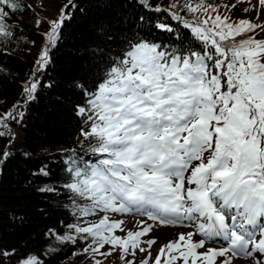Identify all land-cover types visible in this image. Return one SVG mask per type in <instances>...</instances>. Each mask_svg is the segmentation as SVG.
Returning a JSON list of instances; mask_svg holds the SVG:
<instances>
[{"label": "snow or ice", "instance_id": "snow-or-ice-1", "mask_svg": "<svg viewBox=\"0 0 264 264\" xmlns=\"http://www.w3.org/2000/svg\"><path fill=\"white\" fill-rule=\"evenodd\" d=\"M135 3L148 7L145 0ZM258 4L264 8V0ZM26 7L21 0H0V36L15 32L8 21ZM221 7L227 6L209 3L203 11L219 12ZM176 8L194 14L201 4L152 10L167 12L189 29L200 50H173L150 39L126 37L116 55L107 57L91 90L76 85L84 102L74 104L73 112L81 120L80 135L97 158L71 169L74 180L66 187L87 201L77 212L82 219L105 215L98 224L84 220L88 226L70 225L77 235L62 239L82 240L85 254L91 250L101 258L120 249L124 264H160L166 251L165 264H264V23L246 18L229 22V16L219 14L189 21ZM243 11H256V5ZM67 15L64 9L52 21L50 44ZM138 19L143 22L144 17ZM156 28L174 33L168 24ZM114 39L110 34L109 43ZM49 59L45 48L36 73L46 70ZM41 84L34 73L15 111L0 115V139L9 140L0 148V172L12 157L11 141L17 135L12 125L22 124L21 109L36 99ZM108 213L147 219L140 221V230L121 237L115 232L125 231L123 221H110ZM149 220L192 230L167 242L153 261L155 238L141 240L153 230ZM105 246L108 250L101 251ZM137 252L147 255L137 261ZM15 256L14 250H0V264ZM17 264L40 261L27 256Z\"/></svg>", "mask_w": 264, "mask_h": 264}, {"label": "trees", "instance_id": "trees-1", "mask_svg": "<svg viewBox=\"0 0 264 264\" xmlns=\"http://www.w3.org/2000/svg\"><path fill=\"white\" fill-rule=\"evenodd\" d=\"M21 2L28 7L12 14L8 21L15 32L0 36V115L15 111L34 73L42 84L36 99L23 105L22 124L12 125L22 132V142L12 143V157L0 172V250L17 253L3 264H17L19 258L37 252L43 256L40 264H93L98 255L91 250L85 254L82 240L68 243L62 239L77 235L70 225H88L84 220L91 223L105 215L97 213L82 219L77 212L87 201H81L66 187L74 180L71 169L97 158L80 135L81 120L73 112L74 104L84 102L76 85L91 90L107 57L116 55L123 47L120 41L126 37L150 39L173 50H200V42L189 29L165 11H153L154 6L168 9L170 4H201L194 14L180 8L173 10L189 21L219 14L229 16V22H238L236 14H246L243 9L251 2H237L232 8V0H145V8L135 0H67L63 10L67 9L68 15L52 44L47 33L60 15L57 19H51L48 13L43 16L37 0ZM209 3L227 7L205 13L203 7ZM159 23L171 25L174 33L157 29ZM110 34L116 38L113 43H109ZM45 48L49 64L45 71L36 73ZM8 143V139H0V148Z\"/></svg>", "mask_w": 264, "mask_h": 264}, {"label": "rangeland", "instance_id": "rangeland-1", "mask_svg": "<svg viewBox=\"0 0 264 264\" xmlns=\"http://www.w3.org/2000/svg\"><path fill=\"white\" fill-rule=\"evenodd\" d=\"M51 1L52 0H37V4L40 10L42 11L43 16H45L48 13L47 16H49L51 19H55V18L57 19L60 13L62 12L64 6L66 5L65 3H67V0H55L54 3H51ZM232 2L233 4H237V0H232ZM250 2H251L250 5H256V11H251L246 14H242L241 16L239 14H236V15H238L239 19L246 18V19H251L253 20V22H256V23H264V8H261V6L258 4V0H250ZM58 10H59V13H58ZM56 15L58 16L56 17ZM209 24H211V20ZM257 38H260V37L258 36ZM12 129L17 135H16V138L12 140L11 142L15 144H20L22 142V132L18 131L17 129H14L13 126H12ZM110 214H108L110 221H114V220L123 221L122 227L125 229V231L121 232L117 230L115 232V235H118L121 237L125 236L127 231L140 230L141 228L140 221L142 219H145V220L147 219L146 217H141L139 215L118 214V213H115L113 215H110ZM100 220L101 218L96 217L91 223L98 224ZM148 223L153 224V230L147 236L142 237L141 240L144 241L150 238H155L156 243L151 245V248H150L153 261L155 260L157 255L160 254V249L167 242L177 239L178 235L182 232L187 233L188 230L190 231L192 230V229H187L178 224L177 225H171V224L161 225L158 221H151V220H149ZM82 226H88V225H82ZM197 238L198 237H193L194 240H196ZM141 246L146 249L149 248V246L145 243H142ZM210 246L220 247L221 245L213 244ZM107 250L108 249L106 246L101 251L106 252ZM200 251H203V249H201ZM119 253H120V249H116V251H114L111 256H107L103 258L99 256H96V257L94 256L93 260L99 258L101 259V264H124V261L119 255ZM145 255H147V253L137 252L136 260L140 261L141 259L144 258ZM171 255H175V252L173 251ZM34 256L39 261L43 258V256L39 252L34 254ZM168 257H169V254L166 251V253L161 256L160 264H165V260ZM150 264H152V261H150ZM177 264H180V262L177 261ZM234 264H241V262L239 260H234Z\"/></svg>", "mask_w": 264, "mask_h": 264}, {"label": "bare ground", "instance_id": "bare-ground-1", "mask_svg": "<svg viewBox=\"0 0 264 264\" xmlns=\"http://www.w3.org/2000/svg\"><path fill=\"white\" fill-rule=\"evenodd\" d=\"M189 231H190V230H189ZM198 238H199V237H198ZM198 238H197V239H198ZM211 247H214V246H211Z\"/></svg>", "mask_w": 264, "mask_h": 264}]
</instances>
